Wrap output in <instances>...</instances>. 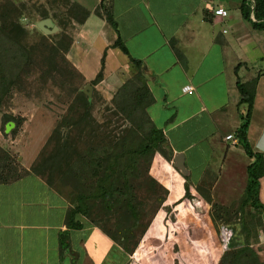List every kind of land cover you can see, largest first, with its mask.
I'll list each match as a JSON object with an SVG mask.
<instances>
[{"label":"crops","instance_id":"obj_1","mask_svg":"<svg viewBox=\"0 0 264 264\" xmlns=\"http://www.w3.org/2000/svg\"><path fill=\"white\" fill-rule=\"evenodd\" d=\"M100 3L107 4L115 29L94 14ZM229 4L95 0L92 7H84L89 14L74 23L66 56L85 81L101 70L95 85L101 93L104 88L112 92L134 74L130 60L141 63L153 99L146 113L172 153L170 159L155 153L147 169L164 196L138 240L127 248L85 218L71 215L66 198L28 172L30 162L24 164L19 158L28 174L0 184V264H220L230 246L223 250L217 238L213 200L217 197L218 206L230 205L234 195L245 189L251 163L238 144L224 140L227 135L235 138L244 112L238 108L237 80H255L246 140L264 162V66L260 67L264 46L258 45L264 43V34L242 19L241 0ZM217 9L226 17L213 16ZM116 39L127 55L112 47ZM176 154L182 155L186 176L172 167ZM190 162L201 164L193 169L187 165ZM206 170L216 176L213 186L207 187L209 200L201 196L199 187ZM191 197L196 198V206L191 205ZM257 205L264 215V175L258 181ZM261 220L257 246H264L262 216ZM68 221L79 227H69ZM60 244L65 245L63 250Z\"/></svg>","mask_w":264,"mask_h":264},{"label":"rangeland","instance_id":"obj_2","mask_svg":"<svg viewBox=\"0 0 264 264\" xmlns=\"http://www.w3.org/2000/svg\"><path fill=\"white\" fill-rule=\"evenodd\" d=\"M224 1L236 5L240 0ZM94 4L95 0H0V175L25 172L19 158L24 164L30 162L28 171L32 166L39 169V177L61 193L71 209L80 207L81 217L130 248L164 192L147 176L149 154L135 159L124 154L143 145L148 131L141 129L139 108L131 103L138 85L133 82V87L119 91L124 81L112 92L104 88L101 93L94 81L83 80L66 56L74 23L82 17L75 5L84 9ZM43 19H49L57 31L50 35L38 31L36 24ZM258 45L262 49L264 43ZM85 85L91 88L88 97L83 93ZM81 95L89 101L83 120ZM136 126L138 135L126 137L129 127ZM57 127L59 141L53 137ZM120 138L125 143L117 147L114 143ZM94 161L102 163L96 167ZM194 164L187 163L192 168ZM209 172L199 185L205 198L210 196L207 187L216 180ZM243 192L235 194L230 205L224 204L227 207L218 206L213 194L212 207L230 210L227 215L212 212V217L220 218H213L217 238L219 227L229 229L228 250H232L244 246L246 234L250 249L264 264V246H257L256 240L263 210L254 211L248 203L242 206ZM189 201L196 206V198ZM240 223L247 225L246 231Z\"/></svg>","mask_w":264,"mask_h":264},{"label":"trees","instance_id":"obj_3","mask_svg":"<svg viewBox=\"0 0 264 264\" xmlns=\"http://www.w3.org/2000/svg\"><path fill=\"white\" fill-rule=\"evenodd\" d=\"M245 2H249L250 6L247 7L245 5ZM82 13L81 21L82 22L86 17L88 16L89 12L85 9H82L81 6L75 5ZM240 13L242 19L249 24L252 30L254 31H262L264 34V0H241L240 4ZM101 12V14H100ZM94 14L96 16L104 18L106 23L113 29L114 23L112 21V16L109 11V8L105 7L102 3L99 4L98 8L95 9ZM252 15L254 21H250L249 16ZM79 21V20H78ZM79 23V22H76ZM170 48L175 56V58L179 61L182 60V56L176 51L174 48V42L170 41ZM113 48L118 49L123 55H127L126 50L124 49L122 43L119 41V39H116L114 43L112 44ZM130 64L135 69L136 73L132 78H129L126 80L121 87H119V91H122L125 89V87H133L132 84L135 82L138 86L134 89L135 93L133 94L131 103L134 105V109L137 107L139 108L140 115L142 116L144 126H142L141 129L147 128L148 131L144 134L146 135V140L144 141L143 145L135 146L130 152L124 153L128 154L130 153L133 159L135 158H141L145 156V154H149V160L151 157L155 154H161L167 159H170L172 157L171 150L168 148L166 141L164 137L161 134V131L156 129V127L152 124L150 121L146 109L148 106H150L153 102L152 96L145 84V79L142 77V71H141V63L136 60H130ZM101 79V70L98 72V74L95 76V78L92 80L95 83H98ZM131 80V81H130ZM130 81V82H129ZM255 86V80L250 81L248 83H240L239 80L236 81V88L240 96V101L238 103V108L244 107V113L240 114V123L238 128L235 131V139L237 140V144L242 148L244 154L246 157H248L251 160V163L246 168V175H247V182L244 189L243 199H242V206L244 204H249L248 206L251 207L254 211H261V208L257 205V190H258V181L259 179L264 175V162H263V156L259 153H253L250 149L248 142L246 140V131L248 128L249 123V117L251 112V105H252V98H253V90ZM80 101L82 102L81 108H82V114L80 115V120H83L81 117L85 118L86 110L89 107V101L86 99L85 96H80ZM136 106V107H135ZM142 125V122L140 123ZM139 126V125H138ZM138 126L136 128L129 127L128 133L126 134V137L128 136H137L138 135ZM137 129V130H136ZM142 131V130H140ZM53 137L56 140L61 139L59 127H57L54 130ZM144 138V137H143ZM125 141L124 139H119L114 143L117 147H122L124 145ZM64 146H59V150H62ZM52 157L50 158V160ZM104 160V159H103ZM113 158V162H114ZM6 163V161H5ZM102 163V161H94L92 162L93 165H96L98 167ZM9 166V165H7ZM1 171V170H0ZM33 175L41 176L39 173V169L32 166V168L28 171ZM28 174L27 172H22L21 174H14V173H7L3 176L0 175V184H7L9 182H12L23 175ZM150 182L155 183L152 179H150ZM46 185L51 187L49 182L45 181ZM206 200H209L207 197ZM215 211V212H214ZM230 211V210H228ZM71 215H83V211L80 207L76 209H70L69 210ZM212 212L215 214H222L220 215H227V210L220 208V207H212ZM84 216V215H83ZM236 216V215H235ZM69 218V213L67 215V220ZM215 220L220 218H215ZM241 221V220H240ZM68 226L71 228H77L79 227L77 222H67ZM243 224V225H242ZM242 227L244 228V231H246V224L240 223ZM251 226V223L248 224ZM95 226V225H94ZM112 241L114 240L113 236H110L109 233L105 229H101ZM248 237L246 234H244V246L237 249L228 250L223 253L220 264H260L258 261L257 254L250 249L249 243H248ZM124 242V241H123ZM125 243H121V246H123ZM60 248L63 250L65 248V245L63 246L60 244Z\"/></svg>","mask_w":264,"mask_h":264},{"label":"water","instance_id":"obj_4","mask_svg":"<svg viewBox=\"0 0 264 264\" xmlns=\"http://www.w3.org/2000/svg\"><path fill=\"white\" fill-rule=\"evenodd\" d=\"M36 28L43 35H50L57 31V28L52 24L49 19H43L36 24ZM91 92V88L89 85H85L83 89V93L88 97ZM9 126H7L6 130L8 131ZM172 167L180 172L181 175L186 176V169L183 165V159L181 154H176L172 158Z\"/></svg>","mask_w":264,"mask_h":264},{"label":"built area","instance_id":"obj_5","mask_svg":"<svg viewBox=\"0 0 264 264\" xmlns=\"http://www.w3.org/2000/svg\"><path fill=\"white\" fill-rule=\"evenodd\" d=\"M212 15L216 17L224 18L226 17V12L222 11L221 9L213 10ZM251 20L253 21V17L251 15ZM225 141H229L231 146L237 145V140L232 137V135H227L224 137ZM231 231L229 229H225L224 227H220L218 229V240L220 242V246L223 250L227 248V245L230 243L231 240Z\"/></svg>","mask_w":264,"mask_h":264},{"label":"clouds","instance_id":"obj_6","mask_svg":"<svg viewBox=\"0 0 264 264\" xmlns=\"http://www.w3.org/2000/svg\"><path fill=\"white\" fill-rule=\"evenodd\" d=\"M223 10L221 9V12H222Z\"/></svg>","mask_w":264,"mask_h":264}]
</instances>
